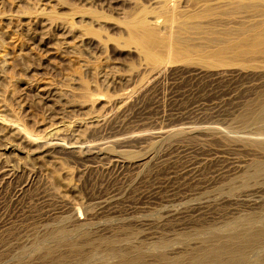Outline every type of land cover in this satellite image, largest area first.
I'll list each match as a JSON object with an SVG mask.
<instances>
[{"label":"rangeland","instance_id":"rangeland-1","mask_svg":"<svg viewBox=\"0 0 264 264\" xmlns=\"http://www.w3.org/2000/svg\"><path fill=\"white\" fill-rule=\"evenodd\" d=\"M133 1L0 0V264H192L263 229L264 175H242L264 130L242 118L264 41L231 64L157 49L156 68L126 42L123 12L152 2ZM256 245L229 264H264Z\"/></svg>","mask_w":264,"mask_h":264},{"label":"bare ground","instance_id":"bare-ground-1","mask_svg":"<svg viewBox=\"0 0 264 264\" xmlns=\"http://www.w3.org/2000/svg\"><path fill=\"white\" fill-rule=\"evenodd\" d=\"M144 2L140 1V7L131 5L133 9L138 8L134 12L128 10V15L123 12V17H127L122 22L127 30V44H135L149 60L158 62L156 68L161 64L165 68L168 63L155 52L157 49L173 53L175 59H194L205 65L231 64L229 55H243L264 41V0H152L154 8H151L152 2H145L151 9H147L149 6ZM93 13H96L97 18L98 14H102L92 11L91 19H94ZM97 18L95 21L99 20ZM237 64L245 65L246 62L242 60ZM85 91L81 93L83 98L87 96ZM121 93L127 96L126 92ZM242 122L259 123L264 130V98L257 108L242 118ZM260 175H264V160L256 162L250 172L242 175V183ZM56 234L63 236L64 230L57 229ZM259 241H264V227L260 231L232 235L217 246L203 249L192 264L244 261L247 249L252 246L256 248ZM45 250V254L53 253L52 246H47ZM82 257V263L87 264V256Z\"/></svg>","mask_w":264,"mask_h":264}]
</instances>
